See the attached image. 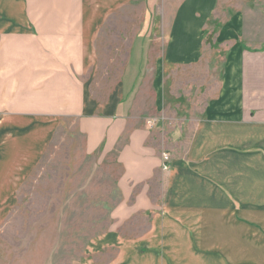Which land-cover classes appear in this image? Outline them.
<instances>
[{
	"label": "crops",
	"instance_id": "1",
	"mask_svg": "<svg viewBox=\"0 0 264 264\" xmlns=\"http://www.w3.org/2000/svg\"><path fill=\"white\" fill-rule=\"evenodd\" d=\"M188 1L165 37L161 74L199 58L216 3L193 0L189 10ZM126 2L0 0V123L77 119L85 154L100 145L111 150L129 117L115 97L94 100L83 77L95 67L112 12ZM251 28L236 15L220 25L217 42L231 48L215 96L185 148L169 153L167 170L160 159L165 149L147 144L169 135L163 116L153 121V133L128 129L113 228L87 245L78 264H264V37L244 45L254 37ZM155 109L162 111L159 104ZM133 218L143 220L135 226L141 230L125 236L117 227Z\"/></svg>",
	"mask_w": 264,
	"mask_h": 264
},
{
	"label": "rangeland",
	"instance_id": "2",
	"mask_svg": "<svg viewBox=\"0 0 264 264\" xmlns=\"http://www.w3.org/2000/svg\"><path fill=\"white\" fill-rule=\"evenodd\" d=\"M182 1L127 0L124 10L112 12L96 44L95 67L83 80L94 100L115 97L129 117L111 150L100 145L85 154L77 119L0 123V264H78L87 245L113 228L110 213L121 200L118 157L128 143V129L153 133V121L163 116L169 135L151 137L154 142L147 144L165 149L160 159L162 171L167 170L169 153L185 148L194 121L215 96L224 52L231 48L217 42L222 22L236 15L250 24L254 37L244 45L257 46L264 37V0H214L199 58L161 74L169 52L165 37ZM192 5L190 0L189 10ZM18 149L24 151L18 158L8 155ZM141 225L143 220L133 218L117 229L131 236Z\"/></svg>",
	"mask_w": 264,
	"mask_h": 264
}]
</instances>
